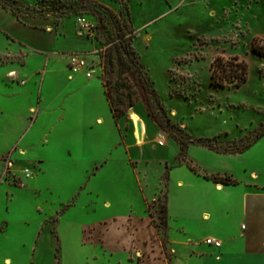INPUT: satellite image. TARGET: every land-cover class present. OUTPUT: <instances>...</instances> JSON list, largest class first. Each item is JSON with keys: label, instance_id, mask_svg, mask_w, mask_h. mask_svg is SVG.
Listing matches in <instances>:
<instances>
[{"label": "rangeland", "instance_id": "374dc122", "mask_svg": "<svg viewBox=\"0 0 264 264\" xmlns=\"http://www.w3.org/2000/svg\"><path fill=\"white\" fill-rule=\"evenodd\" d=\"M16 1L20 21L35 18L50 35L4 20L15 36L47 45L13 41L0 5V264H223L230 248L244 246L242 233L261 245L264 136L240 154L191 145L181 160L171 134L138 113L146 110L138 95L126 116L112 117L103 62L118 38L130 41L165 126L239 149L264 129V54L253 50L264 48V0H104L116 10L97 0ZM234 56L247 63L248 81L213 86L211 64ZM73 58L85 66L76 70ZM80 73L90 84H63ZM44 78L45 91L67 94L46 102L35 122ZM17 109L27 122L14 127ZM212 236L222 249L205 243Z\"/></svg>", "mask_w": 264, "mask_h": 264}, {"label": "trees", "instance_id": "16d2710c", "mask_svg": "<svg viewBox=\"0 0 264 264\" xmlns=\"http://www.w3.org/2000/svg\"><path fill=\"white\" fill-rule=\"evenodd\" d=\"M0 5L6 10H10L18 18L22 14L23 8L16 0H0ZM112 15V14H111ZM122 34V37H125ZM118 40L108 51L104 58V79L103 87L109 103L112 117L118 121L127 115L128 111L134 106V96L138 95L144 103L148 116L161 129L168 131L173 139L178 143L180 152L179 158L186 159V150L191 145H197L207 148L211 151L221 154H240L247 151L259 139L264 136V129L255 137V139L244 147L239 149H221L212 144L186 137H180L162 123L159 114L164 110L160 105L158 95L149 80L143 66L140 64L136 50L130 41L118 38ZM254 52L264 54V48L253 46ZM211 84L215 87L224 88L229 84L237 87L242 86L248 81L249 68L245 61H241L238 56L218 57L210 67ZM113 74V78L111 76ZM191 170L198 174V171L191 167ZM207 180H213L224 185H235L236 180L230 176H204ZM166 200L161 204L160 213H162V222L166 224Z\"/></svg>", "mask_w": 264, "mask_h": 264}, {"label": "crops", "instance_id": "0c3cea01", "mask_svg": "<svg viewBox=\"0 0 264 264\" xmlns=\"http://www.w3.org/2000/svg\"><path fill=\"white\" fill-rule=\"evenodd\" d=\"M99 3H101L102 5H105L107 7H110L111 9H114L116 10L117 7H118V4L116 2L115 6H112L110 5L109 3L105 2L104 0H97ZM3 9V33L4 34H7L13 41H16V42H20L22 44H25L26 46L28 47H31L33 49H43L45 48V46L47 45L44 44V45H41V46H37V45H34L32 42H30L28 39H24V38H20L18 36H15L13 33L10 32V30L4 25V20H10L8 22H12L13 26H18V27H21L26 30V33H28L29 35H42L44 36L46 39H49V35L50 34H47L45 31L41 30L39 28V23L36 22L37 20L35 18H30L28 20L27 23H22L20 21V18H21V15L20 17L18 18L17 16H15L10 10H6L4 8ZM32 23L31 25L29 23ZM10 32L13 36H15V38H13L12 36H10L8 33ZM46 79L47 78H44V82H43V88H42V91H41V95H40V101H38V114H37V117H36V121L37 122L40 118H42V114H43V110H44V107H45V104L46 102L49 103V100H51L52 98L54 97H59L61 96V94L65 93L67 94V88H63V89H58L57 92H55L54 94H51L49 92V88L45 91V86H46ZM64 81L66 83H63L64 85L66 84L67 86L69 85L70 87L72 85H76V84H90V82H88L82 73L79 74L78 78L77 79H74V82L72 83V81L70 80H66V78H64ZM49 82V81H48ZM48 87H49V83H48ZM11 91L10 92H5L3 91V96H6L10 99H12V95H11ZM14 98L17 100L18 98H20V96H18L17 94H14ZM14 99V100H15ZM17 104V103H16ZM4 112H5V109H3V116H4ZM146 112H147V109L145 110L143 107H138V113L141 115V116H146ZM25 113V111H19L18 109L16 111H14V114L12 116V120H10L11 124L14 125V127H18V126H22L24 123L27 122V119H25L24 117H21L19 118L20 115H23ZM24 119L26 120L24 122ZM34 122V123H35ZM97 123L101 124L103 123V119L100 118L98 119ZM143 125V124H142ZM143 139V138H142ZM221 187V186H220ZM218 190H222L219 188V186L217 187ZM247 203H246V208H247ZM207 218V216H206ZM242 230L243 232H246L248 230V226L246 224H243L242 225ZM243 240H244V246L240 247V248H234L233 249V252H231V248L229 249V252L226 253L225 255H222L220 257V261L223 263V264H229L230 262H234V264H264V238L261 239V245L258 244V247L257 248H253V244H254V240L250 235H247L245 233H242L241 234ZM207 238H215L214 236L212 237H207ZM216 239V238H215ZM219 240L221 243H222V246L220 248H214V250H217V249H222L223 247V241H221L222 239L219 238L217 239ZM212 247V246H211ZM218 251V250H217Z\"/></svg>", "mask_w": 264, "mask_h": 264}, {"label": "built area", "instance_id": "2783aa9c", "mask_svg": "<svg viewBox=\"0 0 264 264\" xmlns=\"http://www.w3.org/2000/svg\"><path fill=\"white\" fill-rule=\"evenodd\" d=\"M78 22H79L80 25L83 26L84 29H86V30H89V29H90V24L87 23L84 19L79 18ZM71 63H72L74 66H76V68H75L76 70H77V69H80V68H82V67L85 66V62H84V61L77 60L76 58H73V60L71 61ZM88 76H91V75L89 74ZM159 144H160L161 146H163V145H164V142L161 141ZM205 243H206L208 246H212V247H214V248H220V247L222 246V243H221L219 240L215 239V238H207V239L205 240Z\"/></svg>", "mask_w": 264, "mask_h": 264}, {"label": "water", "instance_id": "95a60500", "mask_svg": "<svg viewBox=\"0 0 264 264\" xmlns=\"http://www.w3.org/2000/svg\"><path fill=\"white\" fill-rule=\"evenodd\" d=\"M137 133H138L139 140H142V138H143V125H142L141 121L137 122Z\"/></svg>", "mask_w": 264, "mask_h": 264}, {"label": "bare ground", "instance_id": "6f19581e", "mask_svg": "<svg viewBox=\"0 0 264 264\" xmlns=\"http://www.w3.org/2000/svg\"><path fill=\"white\" fill-rule=\"evenodd\" d=\"M135 121H137V119H135ZM220 189H222V187L219 186Z\"/></svg>", "mask_w": 264, "mask_h": 264}]
</instances>
